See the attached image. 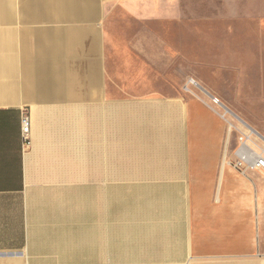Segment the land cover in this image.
Listing matches in <instances>:
<instances>
[{"label": "crops", "instance_id": "obj_1", "mask_svg": "<svg viewBox=\"0 0 264 264\" xmlns=\"http://www.w3.org/2000/svg\"><path fill=\"white\" fill-rule=\"evenodd\" d=\"M159 58L209 76L113 94ZM234 125L264 133V0H0V264H264Z\"/></svg>", "mask_w": 264, "mask_h": 264}, {"label": "rangeland", "instance_id": "obj_2", "mask_svg": "<svg viewBox=\"0 0 264 264\" xmlns=\"http://www.w3.org/2000/svg\"><path fill=\"white\" fill-rule=\"evenodd\" d=\"M236 26L237 34L238 36H257V33L255 32L256 29H245L243 26V21H237ZM249 44L244 43V46H248ZM253 46H256L254 44ZM160 66L159 70L160 73H163L164 76H152V77H136V78H119V79H113L112 81V92L115 96H136L138 94H144L142 92H145V90H152V89H158V91H161L162 93L171 92L172 89L175 88V91L177 89H183L184 90V83H187L189 78H195L197 80L200 79L201 75H204V77H208L209 73H200V74H184V75H166L167 71V65L165 64L164 58L160 59ZM189 69V68H188ZM174 86V87H173ZM192 87H195L194 85H191ZM173 87V88H172ZM230 91V89H228ZM231 95V91H230ZM236 136L238 134L234 132ZM259 137L261 138L264 133L262 134L258 132ZM264 138V136H262ZM262 145H264V142L261 140ZM264 213V211H263ZM264 217V215H263Z\"/></svg>", "mask_w": 264, "mask_h": 264}, {"label": "built area", "instance_id": "obj_3", "mask_svg": "<svg viewBox=\"0 0 264 264\" xmlns=\"http://www.w3.org/2000/svg\"><path fill=\"white\" fill-rule=\"evenodd\" d=\"M188 84L194 85L195 81H191L185 85V89H188ZM197 84V83H196ZM218 101V98H215ZM31 122L27 115H23L21 121L22 136L24 144L27 147L31 146ZM238 131L239 144L235 149L236 161L234 166H236L240 171L247 172L251 169H256L264 173V145H262L261 140L264 142V138H261L253 129H247L233 126Z\"/></svg>", "mask_w": 264, "mask_h": 264}, {"label": "bare ground", "instance_id": "obj_4", "mask_svg": "<svg viewBox=\"0 0 264 264\" xmlns=\"http://www.w3.org/2000/svg\"><path fill=\"white\" fill-rule=\"evenodd\" d=\"M193 81V80H192ZM195 84H196V82H195Z\"/></svg>", "mask_w": 264, "mask_h": 264}]
</instances>
